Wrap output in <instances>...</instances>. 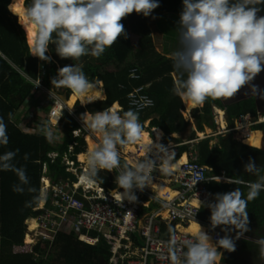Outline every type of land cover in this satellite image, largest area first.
I'll use <instances>...</instances> for the list:
<instances>
[{
  "label": "clouds",
  "instance_id": "obj_1",
  "mask_svg": "<svg viewBox=\"0 0 264 264\" xmlns=\"http://www.w3.org/2000/svg\"><path fill=\"white\" fill-rule=\"evenodd\" d=\"M182 4L183 10L177 24L179 25V47L169 57L172 58L173 67L181 77L176 82L175 92L182 102H190L193 107L202 106L208 99L234 98L241 88L249 85L261 71H264V13L259 7L264 5V0H182ZM158 6L157 0H31L19 23L26 30L29 54L40 61L50 62L51 57L46 55L50 44L55 45V52L62 59L79 60L88 54L99 58L106 48L111 47L120 37L126 38L124 25L121 23L124 18L133 12L148 17ZM29 28H31L30 34L27 31ZM99 82L102 84L101 81ZM99 82L90 81L82 67L73 64L59 68L57 75L51 80V84L67 88L72 94L81 98L87 97L93 89H96ZM251 91L253 95H256L257 87L253 85ZM46 95H49L51 102L46 109L44 126L39 121L37 129L43 126V133L48 141L52 142L54 139L52 130L59 131L63 111L72 110L66 104L68 96L66 101L61 99L63 95H66L64 92L60 96L54 94L51 89L50 93L46 92ZM260 98L264 99V93H260ZM97 100L102 99H92L85 104ZM36 106L30 118L37 116L35 112L39 109H36ZM214 108L223 110L220 115H223V121L226 120L224 108L214 105L212 111ZM52 109L56 111L53 113L55 124L50 126L48 117ZM119 110L120 106L118 109L110 106L102 111L89 113L86 120L81 122L88 135L90 136V130L91 134L99 135L100 141L89 149L85 158V170L77 172L76 167L70 164L67 170L75 176V179L68 177L61 181L68 179L74 183L80 178L82 183L80 185H93L98 181L102 184L103 180L99 176L101 171L112 172L114 169H121L115 177V184L123 191L114 189L111 196L114 195L115 203L122 207L125 200L129 203L137 202L134 190L143 191L148 187L153 181L154 171L158 169L165 173L172 171L175 153L164 145L168 142L177 143V149L180 142L168 141L160 144L148 139L141 143V149L145 153L144 159L137 161V156L134 154L137 162L131 166L126 164L122 167L118 146L141 142L144 140L145 133L137 111L129 109L121 114ZM243 114L250 116L254 124L264 121L262 119L264 115ZM215 119L222 122L220 118ZM31 124L35 125L36 122ZM22 129L35 130V128H27V125ZM251 129L249 127V132ZM196 130L199 129L196 128ZM77 133L78 130L74 129L73 134ZM159 138L158 133L157 140ZM8 142L7 125L3 117H0V145L6 146ZM18 151V149L8 151L0 155V171L15 173L19 183L13 186V191L23 193L24 185H29V178L23 167H17L13 163ZM150 153L153 154L154 159L149 157ZM24 159H27V154ZM207 169L206 167V171ZM244 171L257 177L255 181L249 182L247 197H244L240 188L216 194L215 202L207 204L211 213L210 222L201 221L196 215L185 225L193 221H201L200 225L205 228L203 231L199 222H196L198 227L192 234L194 239L185 242L186 251L184 248L177 247L174 228L163 227V231L170 237L168 240L170 264H220V262L224 264L221 261L222 253L219 249L227 252L235 251L234 239L227 235V230L229 226L231 230H237L236 238L249 230L247 204L264 191V174H262L264 168L258 167L250 158L244 166ZM208 175L218 177L210 180L207 186L212 181L227 180L226 182L233 184L240 182L223 173ZM42 177L49 176L43 173L39 178V186L42 183ZM208 188L211 190L209 186ZM27 190L36 191L33 187H28ZM39 195L41 198L46 197L43 191ZM142 210L151 211V207L148 204ZM128 213L132 215L131 211ZM209 226L218 228L223 234V237L219 238L215 244L211 242ZM96 236L98 240L102 238L100 233ZM80 240L89 244L96 243ZM258 243L264 250V239L258 240Z\"/></svg>",
  "mask_w": 264,
  "mask_h": 264
},
{
  "label": "trees",
  "instance_id": "obj_2",
  "mask_svg": "<svg viewBox=\"0 0 264 264\" xmlns=\"http://www.w3.org/2000/svg\"><path fill=\"white\" fill-rule=\"evenodd\" d=\"M10 1L0 0V117H3L7 125L9 137L6 146L0 145V155L19 150L13 163L26 170L29 185H24L23 193H17L13 191V186L19 183L15 173L0 171V264H98L100 258L108 260L110 254L103 238L95 244L86 243L78 238L82 232L91 235L97 233L83 228L73 230L67 223L63 224L51 241L39 240L32 245L34 252L28 251L30 247L23 241V235L25 224L40 212V208H37L40 201L39 178L46 173L52 183L68 177L74 180L75 176L67 168L71 164L77 167V172H82L81 153L86 150L89 137L81 122L86 120L89 113L102 111L110 106L117 109L120 106L121 114L132 109L127 103L126 95L138 86H142L140 92L153 100L151 107L138 112L141 124L150 118L148 127H159L165 136L163 141L180 142V138L170 136L171 133L184 130L189 124L180 112L183 109L182 100L175 92L176 82L181 78L180 74L173 67L172 58L155 51L147 17L135 12L121 21L126 38L120 37L111 47L106 48L99 58L88 54L79 60L62 59L56 54L55 45L50 44L46 53L51 57L50 62L40 61L29 54L25 31L17 16L8 9ZM157 2L159 6L152 13H181L183 10L182 0ZM30 4L31 0L23 1L25 8ZM259 7L264 13V5ZM71 64L81 66L90 81H101L105 98L87 104L76 101L72 111L64 110L60 118L59 134L53 133L52 142L48 141L42 129L24 131L22 128L26 124L18 125L17 111L23 106L26 107L27 113L22 114L21 118L26 115L30 117L33 113L36 95L42 93L35 83L38 82L49 90L58 88L51 84V80L57 75L59 68ZM60 88L68 96L69 89ZM254 99L251 95L226 105H223L220 99H208L202 106L194 107L191 116L195 119L196 128L201 129L202 123H209V118L212 117V104H216L225 109L228 126H232L234 119L240 114L256 115ZM46 109L44 108L42 113L39 110L35 112L41 117L43 126ZM74 129L78 130L76 135L73 134ZM237 136L235 131L218 136L217 144L214 146H209L208 138L195 142L198 163L211 168L207 169V174L223 173L225 176L243 181L234 184L210 182L208 186L213 191V198L210 202L199 205L197 216L201 221L210 222L211 213L207 204L215 202L216 194L240 188L244 197H247L249 191L247 183L257 179L255 175L244 171V166L250 158L258 167L264 168V150L241 143ZM247 144L261 146V135L256 143ZM186 145H178L177 149L182 150ZM25 154L27 159H24ZM65 156L69 164L65 162ZM120 161L121 164L124 163L121 158ZM117 174L116 170L112 173L101 171L99 176L103 183L99 181L98 183L105 189L119 190L115 184ZM28 187H33L36 191L29 192ZM247 211L249 230L245 233L264 239V191L248 202ZM227 235L233 238L232 234ZM25 241L29 242L27 237ZM234 243L237 248L235 247L233 252L219 249L222 253V262L250 264L254 260H259L264 252L259 243L243 237L234 239ZM241 251L244 254H241Z\"/></svg>",
  "mask_w": 264,
  "mask_h": 264
},
{
  "label": "built area",
  "instance_id": "obj_3",
  "mask_svg": "<svg viewBox=\"0 0 264 264\" xmlns=\"http://www.w3.org/2000/svg\"><path fill=\"white\" fill-rule=\"evenodd\" d=\"M141 88L142 86L135 87L126 95L127 103L137 112L153 105L152 98L140 92ZM222 112L223 110L214 108L212 115L220 118L223 116L220 115ZM53 113H56L54 109L50 111L48 117L50 126L55 124ZM252 124L254 121L250 120V116L241 114L233 126L221 125L216 128V133L234 130L245 136ZM92 134L90 133V136ZM99 141L100 139H97L96 143ZM176 144L168 142L164 146L176 154ZM187 154L188 159L176 170L172 169L171 172L165 173L172 187L161 199L146 188L143 191L134 190L137 202L129 203L125 200L122 207L115 203L114 195L111 196L113 190L105 189L98 182L88 187L80 185L79 181L73 183L67 179L52 183L49 177H42L39 194L43 191L46 197H40L37 206L40 212L31 218L30 222L28 221L35 230L32 234L34 242L51 241L63 224L67 223L73 230L83 228L101 234L110 253L106 264H170L168 259L170 237L163 231V227L174 228L177 247L186 251L185 242L194 239V236L182 227L196 217L200 204L211 201L212 191L207 183L218 177L207 174L206 167L198 163L195 150H189ZM134 156V153H126L124 164L131 166L137 162ZM149 157L155 158L152 153ZM121 158L123 160V157ZM65 161L69 163L66 157ZM201 179L203 181H197ZM144 196L157 200L159 205L151 211L142 210L148 205L141 199ZM129 211L132 213L131 216ZM208 229L213 244L223 237L218 228L209 226ZM162 232H165L166 236H162ZM30 233L29 230L28 235ZM87 233L82 232L79 238L90 243L98 241V236Z\"/></svg>",
  "mask_w": 264,
  "mask_h": 264
},
{
  "label": "crops",
  "instance_id": "obj_4",
  "mask_svg": "<svg viewBox=\"0 0 264 264\" xmlns=\"http://www.w3.org/2000/svg\"><path fill=\"white\" fill-rule=\"evenodd\" d=\"M151 14H158V13H151ZM160 14H163V13H160ZM165 14H172L173 15L172 21H173L174 25L176 27H178V29H179V25H177V24H178V21H179L180 13H165ZM176 49H174L172 51L171 50L168 51V49L167 50L165 49V50H163L161 52L160 51H158V52H160L161 54H164V55L170 54V56H171L172 53ZM253 85H255L257 87V90H258L256 95H253V93L251 91V88H252ZM101 89H102L103 95H104L105 93H104L103 85L101 86ZM260 93H264V71L263 72L261 71L254 78V80L250 82L249 85H246L245 87L241 88L240 91L236 94V96L234 98L227 99V100L220 99V101H221V103L223 105H226V104L233 103V102H235L237 100H240V99H243V98H247V97L253 95L254 98H255L254 100H255V107H256V113L255 114L264 115V99L260 98ZM182 105H183V109H181L180 112H181L183 118L186 121H188L189 124H187L184 127L185 128L184 130L179 131V132L171 133L170 136L180 138V144L179 145H182V144H187V145L182 150L177 149L176 154H175V158L172 161V164L177 162L178 159L183 154H185V157H186V160H187L188 159L187 152L189 150H195V148H194L195 147V142H197L198 139H201V138H204V137L208 138L209 146H214V145L217 144V139H218L217 137L218 136H224V135H226V133H228L230 131H234V130H229V131H227L225 133H222V134L216 133V128L217 127H219L221 125H225V124L228 126V123H227L226 120H224L223 122H219L213 116L211 118H209L210 119L209 123H202L201 129L196 130L195 119L191 116V111H192V109L194 107L192 106V104L190 102L189 103L182 102ZM214 105H216V104H212V107ZM149 121H150V118H147V119H145L142 122V125L144 127V133L147 135V137L149 139H152L153 142H155V143H160V144L166 143V141H163V139H165L163 131L159 127H151V128H149L148 127ZM235 121H236V119H234V123H235ZM258 125H260V126L258 127ZM250 127L252 128L250 130V132H252V131H261V146H254V145H250V144H247V143L243 142V138L247 137L250 134V132L248 134H246L245 136H242L244 134H242L241 132H236L235 131L237 133V135H238L237 136V140L240 141L241 143L246 144V145L253 146V147H256V148L264 150V121L260 122V123H257V124H254V125H251ZM254 127H256V129H253ZM155 130L159 131V134H160L159 140H157V133H156ZM257 138H259V136ZM97 139H100V138H99V135L96 134V133H93L91 136H89L87 138V147H86V150L84 151L85 154H81V157H82V160H83L84 163H86L85 162V158H86V155H87L89 149H91L93 146L97 145V143H96ZM257 141H258V139H257ZM256 142H254V143H256ZM141 143H142V141L138 142L136 144H128V145L121 146L120 148H118V150L120 152V158L123 157V162H124V159H125V154L127 152L134 153L137 156V158H136L137 161H140V160L144 159L145 153L141 149ZM121 160H122V158H121ZM124 165H125L124 163L121 164V166H124ZM80 167H82V165H80ZM206 167L208 169H211L208 166H206ZM82 168L84 169L85 165ZM76 169H77V167H76ZM114 170H116L118 173L120 171V170H117V169H114ZM112 172H110V173H112ZM152 175H153V181L148 185V187H146V189L148 191H150L151 193H155L159 198H161L165 191L163 193H160L159 192L160 188L165 187L166 191H167L169 189L171 183L166 179L165 172H163V171H161L159 169L154 171L152 173ZM230 178H232V177H230ZM233 179H235V178H233ZM226 181L227 180H221V181H217V182L228 183ZM240 182L243 183L242 180H240ZM247 184H249V183H247ZM111 190H114V189H111ZM118 191L122 192L123 190L119 189ZM146 198H147V196L141 197V199L143 201L147 202L146 205L147 204L151 205V210H154L159 205L157 200H152V199H149V198L146 199ZM146 211H148V210H146ZM195 222H199V221H195ZM201 223L202 222L200 221L199 224H201ZM187 226H189V225H187ZM187 226L182 227V228H184V230H185L187 228ZM185 231L188 232V233H191L190 231H187V230H185ZM229 231L231 232V234L233 236V239H236L237 230L229 229ZM191 234H193V233H191ZM241 237H243V239H248V240L256 242V243H258V240L262 239V238L253 237L252 235H250V233H245V232L242 235H240L239 238H237V240L241 239ZM235 246L237 248L236 243H235ZM242 253L244 254L243 251H241V254ZM263 261H264V252L261 254L259 260H256V261L254 260V262H252L250 264H262ZM224 264H227V263L224 262Z\"/></svg>",
  "mask_w": 264,
  "mask_h": 264
},
{
  "label": "rangeland",
  "instance_id": "obj_5",
  "mask_svg": "<svg viewBox=\"0 0 264 264\" xmlns=\"http://www.w3.org/2000/svg\"><path fill=\"white\" fill-rule=\"evenodd\" d=\"M172 19H173V15L172 14H165V13H163V14H160V13H158V14H150L147 17V25H148V28L150 30V34H151V36L153 38L155 51H160L161 52V51H163L165 49L166 50L168 49V51L169 50L172 51V50H174L176 48L178 49V47H179V41L177 40L178 39V27H176L174 25ZM166 56L167 57H171L170 54H166ZM99 83L97 84V87L101 88L102 84L101 83L99 84ZM35 84L38 87L37 89L39 90V92L44 93V94L38 93V95H36L35 104H34V106L37 105V108L42 113L44 111V108L46 109V106H49V103L51 102L49 100L50 99L49 95H45L46 92L50 93L51 90L46 89L41 84L38 85V82H36ZM53 91H54V94H58L60 96L63 95V91H62V89L60 87L54 89ZM69 93H71L70 90H69ZM76 101H79L81 104H85V102H87V101H81L79 99L76 100ZM76 101L72 105H68L67 104L68 108L70 110H73L72 107H74ZM29 109H31V108H29ZM17 112L18 113H17V117L16 118H18V125H22L23 126V123H25L27 125V128H36V129L38 128V124H37L38 122L37 121H41V117L38 114H37V116L33 117L32 119L29 116H27V115L25 117L21 118L22 114L27 113L25 106L19 108V110ZM33 122H36V124L35 125L31 124ZM42 128H43V126L40 127L39 130L42 129ZM86 128L88 129L87 125H86ZM52 132L54 134H59L58 133L59 131L56 130V129L52 130ZM89 132L91 133L92 131L89 130ZM127 153H130V152H127ZM81 154H85V153L83 152ZM84 165H86V163L82 162V167H84ZM39 190H40V187H39ZM40 204H41V202H40ZM29 222L25 224V230H24L25 233L23 235V240H24L25 243L29 244L30 248L28 249V251L34 252L33 249H32V245L35 244V242H34L35 239L32 237V234H34L35 230L32 229L33 227L29 224ZM29 230L31 231V233L29 234L30 236L28 235ZM227 232H228V234L231 235V232L229 230H227ZM26 236L27 237L29 236L30 241H33V242L25 241L26 240Z\"/></svg>",
  "mask_w": 264,
  "mask_h": 264
},
{
  "label": "bare ground",
  "instance_id": "obj_6",
  "mask_svg": "<svg viewBox=\"0 0 264 264\" xmlns=\"http://www.w3.org/2000/svg\"><path fill=\"white\" fill-rule=\"evenodd\" d=\"M9 5H8V9L13 13V14H15L18 18V22H19V19L20 20H22L23 19V12H24V10H25V7H24V5H23V0H12L10 3H8ZM24 29V28H23ZM24 31H25V34H26V30L24 29ZM28 33L30 34V32H31V28H29L28 30ZM100 84V83H99ZM104 98V95H103V91H102V89L100 88V87H96V89H93L90 93H89V95L87 96V97H85V98H81V97H77V96H75L74 94H72V93H70L69 94V96H68V98H67V101H66V104H68V105H72L76 100H81V101H90V100H92V99H103ZM220 120L223 122V118H222V116H220ZM156 133L158 134L159 133V131L157 130L156 131ZM257 134V135H256ZM260 135H261V131H252V132H250V134L247 136V137H244L243 138V142H245V143H254V142H256L257 141V139H259V138H257L258 136L260 137ZM156 137V136H155ZM149 138L147 137V135L145 134L144 135V140L142 141V143L144 142V141H147ZM155 141V140H154ZM153 143H155V142H153ZM92 145V144H91ZM134 149V148H133ZM135 150V149H134ZM186 160V157H185V154H183L179 159H178V161L177 162H175V163H173L172 164V169L173 170H176L178 167H179V165L181 164V163H183L184 161ZM82 175V174H81ZM81 177V176H80ZM79 183H81L80 182V178H79ZM82 184V183H81ZM85 186H90V185H85ZM164 191H166V188L165 187H162V188H160V193H163ZM200 225V224H199ZM201 226V228H202V230L203 231H205V228L202 226V225H200ZM197 224H196V222H190V224H189V226H187V228L185 229V230H187V231H190L191 233H195L196 232V230H197ZM210 236V235H209ZM27 237V236H26ZM27 239H29V241H30V238H29V236L27 237ZM212 242V241H211Z\"/></svg>",
  "mask_w": 264,
  "mask_h": 264
},
{
  "label": "water",
  "instance_id": "obj_7",
  "mask_svg": "<svg viewBox=\"0 0 264 264\" xmlns=\"http://www.w3.org/2000/svg\"><path fill=\"white\" fill-rule=\"evenodd\" d=\"M61 99H62L63 101H66V95H63ZM91 102H93V101H91ZM174 186H175V185H174ZM162 235L165 236V233H162ZM98 264H106V259L103 258V257L100 258Z\"/></svg>",
  "mask_w": 264,
  "mask_h": 264
}]
</instances>
